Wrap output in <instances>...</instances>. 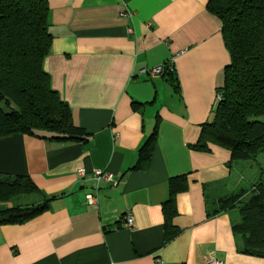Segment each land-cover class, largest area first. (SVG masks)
Wrapping results in <instances>:
<instances>
[{"label":"crops","instance_id":"obj_1","mask_svg":"<svg viewBox=\"0 0 264 264\" xmlns=\"http://www.w3.org/2000/svg\"><path fill=\"white\" fill-rule=\"evenodd\" d=\"M45 2L51 42L43 70L87 136L66 143L0 137V173L27 176L41 196L55 198L25 223L0 225V264H264L235 251L229 214L236 208L206 218L217 200L243 193L228 151L188 148L211 119L228 62L207 0ZM163 63L172 66L177 90L162 75L137 73ZM155 122L150 158L135 168ZM93 169L111 173L113 182H101L88 206ZM182 174L187 188L174 196L171 220L176 235L163 244L167 179ZM10 205L0 202V209Z\"/></svg>","mask_w":264,"mask_h":264},{"label":"trees","instance_id":"obj_2","mask_svg":"<svg viewBox=\"0 0 264 264\" xmlns=\"http://www.w3.org/2000/svg\"><path fill=\"white\" fill-rule=\"evenodd\" d=\"M205 10L219 22L228 62L222 84L216 88L211 119L199 125L191 151L209 152V145L228 151L227 165L254 161L264 152V0H207ZM45 0H0V137L27 135L66 143L84 140L87 133L73 125L67 104L51 88L43 70L51 42L47 31ZM163 69L165 80L177 90L172 66ZM139 103L131 101L133 110ZM157 122L137 150L135 168H143L156 139ZM185 174L167 179V196L161 204L164 243L175 235L174 196L185 191ZM24 195L30 198L21 203ZM54 197L39 194L29 177L0 173V225L22 224L47 210ZM206 218L236 208L231 221L235 251L264 258V181L257 179L248 194L239 190L212 204Z\"/></svg>","mask_w":264,"mask_h":264},{"label":"rangeland","instance_id":"obj_3","mask_svg":"<svg viewBox=\"0 0 264 264\" xmlns=\"http://www.w3.org/2000/svg\"><path fill=\"white\" fill-rule=\"evenodd\" d=\"M256 119L264 123V116H259ZM231 169L232 172L235 173L239 188L243 189L244 194H248L252 184L255 183L257 179H262L264 181V152L258 153L254 161H236L232 163ZM15 200L28 202L24 195L19 196ZM229 216L232 222L236 221V210H230Z\"/></svg>","mask_w":264,"mask_h":264},{"label":"built area","instance_id":"obj_4","mask_svg":"<svg viewBox=\"0 0 264 264\" xmlns=\"http://www.w3.org/2000/svg\"><path fill=\"white\" fill-rule=\"evenodd\" d=\"M172 62V59L169 60ZM169 65V64H167ZM166 64H157L155 66H152L150 68H141L137 71L139 75H144V76H150V77H157L161 76L163 74V69L165 68ZM77 175L79 177H83L85 175L84 170L79 169L77 170ZM90 177L91 180L94 183V190L93 193H88L84 196L85 202L88 206H95L96 204V197H95V191L98 189V185L103 182V183H112L113 176L111 173L99 170V169H93L90 172ZM132 226V219L129 216V214H125L123 217V228H130ZM207 264H221L220 261L214 260V259H208Z\"/></svg>","mask_w":264,"mask_h":264}]
</instances>
